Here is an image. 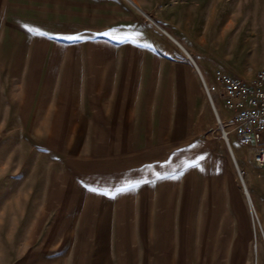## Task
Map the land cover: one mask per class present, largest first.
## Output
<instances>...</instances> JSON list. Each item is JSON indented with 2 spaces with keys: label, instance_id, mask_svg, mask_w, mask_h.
Masks as SVG:
<instances>
[{
  "label": "rangeland",
  "instance_id": "obj_1",
  "mask_svg": "<svg viewBox=\"0 0 264 264\" xmlns=\"http://www.w3.org/2000/svg\"><path fill=\"white\" fill-rule=\"evenodd\" d=\"M163 1L155 19L197 61L215 62L206 71L200 66L208 80L217 69L251 78L264 65V0ZM124 2L140 22L139 37L148 35L160 51L150 52L147 39L134 41L135 53L127 54L128 45L107 37L110 25L102 17L79 15L80 5H94L90 0H0V264L36 239H81L93 254L110 238L109 219L98 220L97 209L116 178L161 194L172 215L176 203L191 202L205 218L203 231L217 229L211 208L230 201L226 194L244 196L192 63ZM89 25L100 38L80 37ZM217 30L226 36L213 45ZM102 58L114 60V72L93 69ZM113 96L108 106H114L118 134H98L96 119L79 116ZM230 141L262 209L264 188L260 179L251 183L250 169L258 176L249 149L234 134ZM258 264H264L262 252Z\"/></svg>",
  "mask_w": 264,
  "mask_h": 264
},
{
  "label": "crops",
  "instance_id": "obj_2",
  "mask_svg": "<svg viewBox=\"0 0 264 264\" xmlns=\"http://www.w3.org/2000/svg\"><path fill=\"white\" fill-rule=\"evenodd\" d=\"M90 1L94 5L85 3L78 7L79 15L92 17L95 22L102 17L110 25L106 29L110 33L107 37L120 39L124 42L123 45H128L127 54L135 53L132 51V47H136L134 41L146 43L147 39L151 43L148 47L150 52L160 51L161 46L153 45L151 37L147 38L146 34L139 37L140 22L125 0ZM126 1L131 4L129 0ZM134 1L142 8L139 10L135 7L138 11L148 19L150 15L159 22L155 18L159 13L157 6L160 5V0ZM165 2L164 0L163 3ZM149 20L154 24V21ZM82 31V39L100 38V32L94 25L84 26ZM147 31L149 34L155 33L154 28L149 25ZM220 36L225 38L224 30L212 32L211 38L215 40ZM92 44L94 47L92 46L91 54L96 55L99 50L95 42ZM119 49L115 48L113 55H118ZM197 62L205 71L209 65H215V62H208L201 57ZM93 69L114 72V60L102 58ZM96 101L98 109L93 114L82 112L79 118L96 119L98 134H118L114 106H108L109 103H114V96L102 97ZM247 169L250 168L247 166ZM250 170L251 183L260 179L264 188V176L256 178L253 169ZM136 188L137 186L128 187V184L126 187L119 184L117 178L114 179V191L110 197H105V201L97 209L98 220L109 219L110 238L109 241H99L100 248L93 254L86 253V241L81 239L70 240L71 244H66L67 240L64 239H36L31 240V244L25 241L21 250H17L13 261L1 259V264H253L252 233L243 194H226L230 201L223 203V206L211 208L217 212V229L203 231L201 228L205 226V218L200 219L199 208L191 202L176 203L172 215L169 214V206L164 201L161 202V194H146ZM119 189L122 191H118ZM98 225L105 230L104 223ZM40 246L47 248L40 250ZM73 246H78L79 249L72 253L67 247Z\"/></svg>",
  "mask_w": 264,
  "mask_h": 264
},
{
  "label": "built area",
  "instance_id": "obj_3",
  "mask_svg": "<svg viewBox=\"0 0 264 264\" xmlns=\"http://www.w3.org/2000/svg\"><path fill=\"white\" fill-rule=\"evenodd\" d=\"M199 78L215 116L219 137L236 165L250 220L253 261L258 264L261 252L264 261V199L260 209L243 177L244 170L239 168L231 151L230 135H236L238 141L249 149L248 156L257 176H264V66L251 78L221 69L215 70L212 80L201 73Z\"/></svg>",
  "mask_w": 264,
  "mask_h": 264
},
{
  "label": "bare ground",
  "instance_id": "obj_4",
  "mask_svg": "<svg viewBox=\"0 0 264 264\" xmlns=\"http://www.w3.org/2000/svg\"><path fill=\"white\" fill-rule=\"evenodd\" d=\"M131 2V4L136 7L137 9L141 10L142 8L140 6H138V4L134 1V0H129ZM143 11V10H142ZM145 13V12H144ZM148 16V15H147ZM149 19H151L152 21H154V24L160 28V30L173 42L175 43L181 50L182 52L186 55V57H188V59L190 60V62L192 63L194 69L196 70V72L198 73V76L200 77V73L204 75L203 71H202V68L200 67L199 63L197 62V60L194 58L192 52L187 48V46L178 38L176 37L174 34H172L170 31H168L165 27H163L159 22H157L156 20H154L153 18L150 17V15L148 16ZM229 155H230V152L229 150L227 149ZM231 151L236 159V156H235V152H234V149L233 147L231 146ZM231 157V155H230ZM237 162V160H236ZM237 165L239 166L238 162H237ZM233 166L236 170V165L234 164L233 162ZM239 168H241L239 166ZM244 179H245V176L243 175ZM247 184V183H246Z\"/></svg>",
  "mask_w": 264,
  "mask_h": 264
},
{
  "label": "snow or ice",
  "instance_id": "obj_5",
  "mask_svg": "<svg viewBox=\"0 0 264 264\" xmlns=\"http://www.w3.org/2000/svg\"><path fill=\"white\" fill-rule=\"evenodd\" d=\"M68 39H74V37H68ZM93 191H95V189H93ZM118 191H122V189H119Z\"/></svg>",
  "mask_w": 264,
  "mask_h": 264
}]
</instances>
